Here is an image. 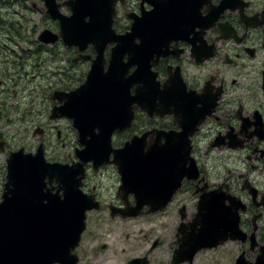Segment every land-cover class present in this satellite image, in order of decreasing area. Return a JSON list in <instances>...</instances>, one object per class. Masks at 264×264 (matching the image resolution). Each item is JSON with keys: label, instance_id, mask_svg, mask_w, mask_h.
<instances>
[{"label": "flooded vegetation", "instance_id": "flooded-vegetation-1", "mask_svg": "<svg viewBox=\"0 0 264 264\" xmlns=\"http://www.w3.org/2000/svg\"><path fill=\"white\" fill-rule=\"evenodd\" d=\"M164 1H171L172 10L176 7L181 30L165 36L157 52L143 56L141 62L144 68L151 66L153 88L170 98L173 110L162 98L146 110L126 101L118 115L134 112V121L112 132V147L121 149L134 136H142L146 147L188 149L195 173L189 181L185 177L164 207L154 210L161 202L139 207L132 186L122 180L115 165L95 170L92 163L86 164L81 190L98 207L86 212L85 230L75 250L77 264H109L107 257L117 255L121 264L177 260L195 264L202 253L229 244L234 246L232 264L239 259L256 264L264 259V0H116L112 25L116 40L102 46L101 77L114 64L119 80L130 82L136 69L132 57L139 52L131 40L122 38L132 33L135 19L155 7L158 12ZM67 49L77 80L85 81L97 58L96 47ZM134 94L129 87V98ZM169 134L171 143L165 137ZM76 144L73 156L52 154L48 160L76 162L75 151L83 148ZM96 181L106 184L100 188ZM56 188L55 182L49 184L54 193ZM204 199L206 210L209 204L217 209L233 207L242 237L198 251L190 262L194 249L187 244L188 236Z\"/></svg>", "mask_w": 264, "mask_h": 264}, {"label": "water", "instance_id": "water-1", "mask_svg": "<svg viewBox=\"0 0 264 264\" xmlns=\"http://www.w3.org/2000/svg\"><path fill=\"white\" fill-rule=\"evenodd\" d=\"M43 2L46 13L59 23L60 30L58 35L44 30L39 36L42 43H56L60 37L68 47L84 49L92 44L98 54L85 84L70 92L55 91L52 96L54 102L62 105L53 108L50 119L72 120L73 127L78 131V142L84 148L76 151L79 161L73 166L47 163L42 145L36 154H27L22 148L9 155L7 182L0 203V264H77L74 251L85 229L86 212L97 207L93 199L80 190L87 163H93L97 170L110 163L113 154L112 163L118 166L122 180L132 186L131 192L135 193L139 207L161 202L154 210L164 207L181 187L182 180L185 177L191 179L195 173L188 149L177 150L159 144L162 147L146 150L144 137L137 136L122 149L114 150L111 145L112 132L125 129L133 120V115H127L122 120L118 115L126 101L130 104L131 100L132 104L136 103L146 110L162 98L167 109L173 110L170 98L153 88L151 66L144 68L141 62L143 56L157 52L165 36L181 30L176 7L172 6V10L169 6L171 1L158 5V12L155 7L142 19H135L132 33L122 38L131 40L132 48L135 51L138 48L139 52L132 57L134 62L131 66L137 68L130 82L123 78L119 80L114 64L107 75L100 76L103 71V48L116 40L112 29L116 0H68L63 4L57 0ZM62 5L70 8V15L61 12ZM158 32H163V36L156 34ZM135 40L142 42L141 47L134 45ZM129 87L135 89L131 99L127 93ZM96 129L98 133H95ZM36 133L41 134L38 130ZM165 137H168V143L172 142L171 134ZM4 145L0 142V151ZM46 179L49 183L57 182L56 193L47 189ZM205 204L206 199L200 204L198 218L190 228L187 244L194 249L188 257L190 262L198 251L216 248L226 241L242 237L239 216L234 213L233 207L217 209L209 204L206 210ZM200 225L201 228H198ZM182 261L177 260L175 264ZM243 263L247 264L242 259L238 260V264ZM256 264H264V259Z\"/></svg>", "mask_w": 264, "mask_h": 264}, {"label": "rangeland", "instance_id": "rangeland-1", "mask_svg": "<svg viewBox=\"0 0 264 264\" xmlns=\"http://www.w3.org/2000/svg\"><path fill=\"white\" fill-rule=\"evenodd\" d=\"M66 1L58 0L60 4ZM61 11L71 14L66 6ZM44 29L58 33L59 25L46 13L42 0H0V142H7L0 151V197L11 151L25 147L27 152H35L44 143L47 155L62 153L65 157L73 156L77 145L72 122L51 120L48 109L53 107L54 91L73 90L84 79L77 80V68L67 59L73 56L72 52L62 43L47 46L49 50L42 48L46 45L38 37ZM38 128L43 130L42 136L35 134ZM96 182L100 188L106 184ZM233 250L234 246L229 244L204 252L195 264H232ZM107 259L109 264L122 263L118 255Z\"/></svg>", "mask_w": 264, "mask_h": 264}]
</instances>
